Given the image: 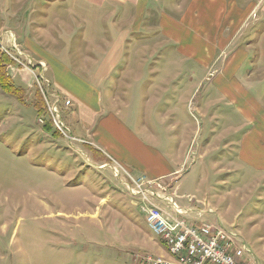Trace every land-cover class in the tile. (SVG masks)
<instances>
[{
	"label": "crops",
	"instance_id": "0c3cea01",
	"mask_svg": "<svg viewBox=\"0 0 264 264\" xmlns=\"http://www.w3.org/2000/svg\"><path fill=\"white\" fill-rule=\"evenodd\" d=\"M11 9L0 35L37 55L41 76L71 103L73 133L105 156L98 168L166 179L192 223L215 213L212 170L264 184V0H15ZM132 89L154 101L149 116L161 117L165 136L130 111ZM197 164L203 194L181 193Z\"/></svg>",
	"mask_w": 264,
	"mask_h": 264
},
{
	"label": "rangeland",
	"instance_id": "374dc122",
	"mask_svg": "<svg viewBox=\"0 0 264 264\" xmlns=\"http://www.w3.org/2000/svg\"><path fill=\"white\" fill-rule=\"evenodd\" d=\"M12 2L0 0L1 23L9 19ZM34 20L23 25L35 29ZM16 42L0 35V264H151L149 257L167 252L166 246L150 229L141 201L120 182L141 176L118 163L112 170L98 168L96 161L105 156L67 123L63 105L71 103L49 78H41L37 55ZM139 74L133 73L130 87H136ZM134 96L133 89L126 96L130 111H142V124L154 120L158 135L165 136L161 117L149 116L154 101H146L140 90ZM56 101L67 135L54 122ZM180 102L178 112L186 108ZM230 157L220 158L223 166ZM193 171L181 193L198 189L199 197L208 181H201V165ZM213 172L208 198L215 213L209 222L218 216L219 224L247 243L253 254L249 264H264V184L256 187L260 179L241 169ZM150 180L168 192L166 179Z\"/></svg>",
	"mask_w": 264,
	"mask_h": 264
},
{
	"label": "built area",
	"instance_id": "2783aa9c",
	"mask_svg": "<svg viewBox=\"0 0 264 264\" xmlns=\"http://www.w3.org/2000/svg\"><path fill=\"white\" fill-rule=\"evenodd\" d=\"M41 78L48 81L44 76ZM54 106L51 107L54 122L66 134L58 106ZM114 168L116 176L120 177V170ZM130 177L132 183L125 181L127 189L141 201V210L150 218V229L157 230L168 253V257H149L151 264H249L252 251L236 231L219 223L189 222L186 211L162 188L161 182L144 176Z\"/></svg>",
	"mask_w": 264,
	"mask_h": 264
},
{
	"label": "bare ground",
	"instance_id": "6f19581e",
	"mask_svg": "<svg viewBox=\"0 0 264 264\" xmlns=\"http://www.w3.org/2000/svg\"><path fill=\"white\" fill-rule=\"evenodd\" d=\"M145 217H146V221H147V223H148V225L150 227V218H148L147 216H145ZM151 230L154 232V234H156L157 236L160 237V235H158V233H157V230H155V229H151Z\"/></svg>",
	"mask_w": 264,
	"mask_h": 264
}]
</instances>
